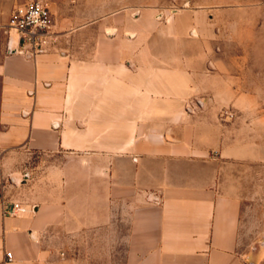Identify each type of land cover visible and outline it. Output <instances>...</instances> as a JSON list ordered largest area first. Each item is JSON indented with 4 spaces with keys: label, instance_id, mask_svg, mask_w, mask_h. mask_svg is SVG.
<instances>
[{
    "label": "crops",
    "instance_id": "crops-1",
    "mask_svg": "<svg viewBox=\"0 0 264 264\" xmlns=\"http://www.w3.org/2000/svg\"><path fill=\"white\" fill-rule=\"evenodd\" d=\"M28 1L0 0V264H264L236 172L264 162L259 98L240 125L250 97L176 50V25L172 48L114 27L30 54L9 27Z\"/></svg>",
    "mask_w": 264,
    "mask_h": 264
},
{
    "label": "rangeland",
    "instance_id": "rangeland-1",
    "mask_svg": "<svg viewBox=\"0 0 264 264\" xmlns=\"http://www.w3.org/2000/svg\"><path fill=\"white\" fill-rule=\"evenodd\" d=\"M59 35L49 49L92 50L98 35L116 27L133 49L173 47L195 55L198 68L229 67L239 93L259 98L254 114L264 116V0H43ZM131 35L127 37V32ZM95 37V38H94ZM256 103V102H255ZM250 108L240 125L252 124ZM246 242L264 239V162L239 166ZM1 188V187H0Z\"/></svg>",
    "mask_w": 264,
    "mask_h": 264
},
{
    "label": "built area",
    "instance_id": "built-area-1",
    "mask_svg": "<svg viewBox=\"0 0 264 264\" xmlns=\"http://www.w3.org/2000/svg\"><path fill=\"white\" fill-rule=\"evenodd\" d=\"M10 29L19 34L22 49L34 55L53 46L58 40L56 22L50 6L43 0H30L25 5L16 7L10 18ZM4 213L18 215L28 208L21 202H5ZM12 258V252H7Z\"/></svg>",
    "mask_w": 264,
    "mask_h": 264
},
{
    "label": "water",
    "instance_id": "water-1",
    "mask_svg": "<svg viewBox=\"0 0 264 264\" xmlns=\"http://www.w3.org/2000/svg\"><path fill=\"white\" fill-rule=\"evenodd\" d=\"M30 54H32V53L30 52Z\"/></svg>",
    "mask_w": 264,
    "mask_h": 264
}]
</instances>
